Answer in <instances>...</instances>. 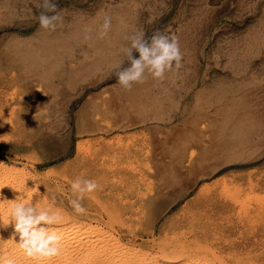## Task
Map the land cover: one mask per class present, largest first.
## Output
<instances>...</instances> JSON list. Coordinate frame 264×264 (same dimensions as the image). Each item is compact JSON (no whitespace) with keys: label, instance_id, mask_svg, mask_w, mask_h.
Here are the masks:
<instances>
[{"label":"rangeland","instance_id":"rangeland-1","mask_svg":"<svg viewBox=\"0 0 264 264\" xmlns=\"http://www.w3.org/2000/svg\"><path fill=\"white\" fill-rule=\"evenodd\" d=\"M55 2L52 31L37 0H0V258L31 259L10 222L16 199L59 210L52 227L77 228L74 244L100 238L114 264L164 251L264 264V0ZM140 31L175 36L183 59L129 91L115 72ZM78 177L99 185L82 215L69 203Z\"/></svg>","mask_w":264,"mask_h":264},{"label":"clouds","instance_id":"clouds-1","mask_svg":"<svg viewBox=\"0 0 264 264\" xmlns=\"http://www.w3.org/2000/svg\"><path fill=\"white\" fill-rule=\"evenodd\" d=\"M36 7L39 14L35 19L40 28L54 31L57 27L56 21L60 19L55 0H37ZM110 29L111 19L106 17L101 25L100 36H107ZM129 40L130 44L123 51L130 66L122 68V63L115 72L117 83L125 90L130 91L134 84L144 83L146 74L154 80L162 81L165 72L173 65L177 69L181 67L183 57L175 36L157 32L150 39H145L143 31H140L131 35ZM134 51L139 53L138 58L133 56ZM37 91L40 92V89ZM98 187L97 182L91 179L78 177L72 181L71 190L76 198L69 203L75 213H86L81 202L86 194L96 191ZM62 219L59 210L37 209L31 203L16 199L11 204L10 222L19 236V248L30 258L50 259L60 254L62 236L52 226L62 222ZM0 264H15V261L11 258H0Z\"/></svg>","mask_w":264,"mask_h":264},{"label":"bare ground","instance_id":"bare-ground-1","mask_svg":"<svg viewBox=\"0 0 264 264\" xmlns=\"http://www.w3.org/2000/svg\"><path fill=\"white\" fill-rule=\"evenodd\" d=\"M0 180H1V178H0ZM3 180V179H2ZM1 180V181H2ZM6 181V180H5ZM10 181V180H9ZM1 183H3V182H0V184ZM5 183V182H4ZM6 184V183H5ZM8 184H9V182H8ZM2 187V186H1ZM5 187V186H4ZM12 193V192H11ZM13 195V194H12ZM15 196V195H14ZM3 197V196H2ZM1 198V197H0ZM5 198V197H4ZM16 198V197H15ZM3 199V198H2ZM7 199V198H6ZM10 199V198H9ZM4 201V200H3ZM13 201V200H12ZM5 202V201H4ZM12 203V202H11ZM8 205V204H7ZM4 206V205H3ZM9 208V207H8ZM1 218V217H0ZM68 224V223H67ZM73 224V223H72ZM63 225V224H62ZM82 225V224H81ZM61 226V225H60ZM10 227V226H9ZM64 227V226H63ZM55 228L56 230H57V232L62 236V241H61V251H60V254L58 255V256H56L55 257V259H56V261H55V263L54 264H114V262H115V260H114V252L115 251H113V253H112V249L109 247H107L108 248V250L110 249V253H111V256H110V254L108 253V252H106V251H103V252H105V253H102V252H100V250H102V249H104V243L102 242V241H100L99 239H97V238H95V239H88V238H82L81 240H79L78 241V243H76V244H74L73 243V241H70V238L72 237V232H76L75 231V229H77V228H75V227H73L72 225L70 226V228H68L69 230H67V232H66V230L64 229V228ZM67 227H68V225H67ZM66 228V227H65ZM80 228V227H79ZM98 232H101V231H98ZM2 233V232H1ZM11 233V232H10ZM84 233V232H83ZM87 233H89V232H87ZM80 234H82V233H80ZM78 235V234H77ZM83 235V234H82ZM107 235V234H106ZM11 236V235H10ZM74 236H75V234H74ZM73 236V237H74ZM88 236V235H87ZM93 236V235H92ZM104 236H105V234H104ZM110 236H112V235H110ZM13 237V236H12ZM72 237V238H73ZM83 237V236H82ZM97 237V236H96ZM101 237V236H100ZM106 237V236H105ZM113 237V236H112ZM71 238V239H72ZM111 238V237H110ZM75 239V238H74ZM78 239H79V237H78ZM101 239H103V238H101ZM108 239V238H107ZM12 240V239H11ZM10 240V241H11ZM17 241V240H16ZM114 241H117L116 240V238H115V240ZM16 243V242H15ZM14 243V244H15ZM106 243V242H105ZM118 243H120V242H118ZM12 244V243H11ZM107 244H108V241H107ZM114 244V243H113ZM16 245V244H15ZM117 245V244H116ZM1 246H3V245H1ZM17 246H19V245H17ZM114 246V245H113ZM121 246V245H120ZM105 247H106V244H105ZM112 247V246H111ZM16 248V247H15ZM15 248H14V250H15ZM19 248V247H18ZM18 248H17V252H19L18 251ZM5 249V248H4ZM106 249V248H105ZM104 249V250H105ZM117 249V248H116ZM120 249V248H119ZM136 249V248H135ZM118 250V249H117ZM125 250V249H124ZM128 250V249H127ZM16 251V250H15ZM75 251V255H76V257L74 256V254H72L73 252ZM147 251V250H146ZM6 252V251H5ZM11 252V251H10ZM100 252V254H99V256L97 257V254ZM127 252V251H126ZM138 252V251H137ZM141 252H144V251H141ZM165 252V255H166V258L165 259H159L156 255H149V252H148V255H145L144 253H143V255H142V257H140V259L139 260H143L142 261V263L143 264H188V262H181V263H172L171 261H173L174 259H176V258H174V254H175V252H168V251H164ZM8 253V252H7ZM13 253V252H12ZM15 253V252H14ZM13 253V254H14ZM21 253H24L23 251L21 252ZM77 253V254H76ZM109 255H108V254ZM128 253V252H127ZM133 253H135V252H133ZM172 253H173V256H172ZM5 254V253H4ZM9 254V253H8ZM7 254V255H8ZM17 254V253H16ZM115 254H120V253H116L115 252ZM142 254V253H141ZM147 254V253H146ZM19 255H21V254H19ZM24 255V254H23ZM127 255H129V254H127ZM136 255H137V253H136ZM8 256H10V255H8ZM15 256H18V254L17 255H15ZM25 256V255H24ZM23 256V257H24ZM75 258H74V257ZM116 256H119V255H116ZM115 256V257H116ZM120 256H122V255H120ZM132 256V255H131ZM138 256H140V255H138ZM145 256V257H144ZM178 256V255H177ZM7 257V256H6ZM132 257H135V255L134 256H132ZM137 257V256H136ZM183 257V254L180 252V255L178 256V258H182ZM9 258V257H8ZM100 258V259H99ZM119 258V257H118ZM122 258H124L123 260L125 261V257H123L122 256ZM129 258V257H128ZM142 258V259H141ZM19 259V258H18ZM21 259V258H20ZM28 259V257L26 258V256H25V260H27ZM30 259V258H29ZM75 259V260H74ZM120 259V258H119ZM48 260H51V258L49 259V258H42V259H36V258H31L29 261H26V262H29V263H27V264H47V263H50V262H47ZM117 260V259H116ZM123 260H121L122 262H123ZM134 260L136 261V259L134 258ZM138 260V261H139ZM181 260V259H180ZM186 260V259H185ZM16 261V260H15ZM18 261V260H17ZM16 261V262H17ZM52 261V260H51ZM73 261L75 262V263H73ZM129 261V260H128ZM175 261V260H174ZM189 261V260H188ZM118 262V261H117ZM23 263H24V261H23ZM121 263V262H120ZM119 263V264H120ZM135 263V262H134ZM199 263V262H198ZM15 264H22V263H20V262H18V263H15ZM25 264V263H24ZM52 264H53V262H52ZM126 264H127V262H126Z\"/></svg>","mask_w":264,"mask_h":264}]
</instances>
